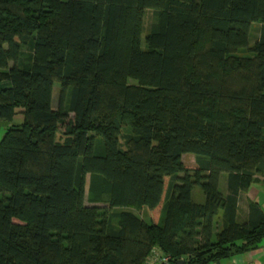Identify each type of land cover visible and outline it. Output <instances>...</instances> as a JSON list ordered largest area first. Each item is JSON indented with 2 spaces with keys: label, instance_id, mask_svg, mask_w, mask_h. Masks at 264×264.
<instances>
[{
  "label": "trees",
  "instance_id": "trees-1",
  "mask_svg": "<svg viewBox=\"0 0 264 264\" xmlns=\"http://www.w3.org/2000/svg\"><path fill=\"white\" fill-rule=\"evenodd\" d=\"M17 113L0 264H210L264 246V209L237 216L264 177V0H0V120Z\"/></svg>",
  "mask_w": 264,
  "mask_h": 264
},
{
  "label": "rangeland",
  "instance_id": "rangeland-1",
  "mask_svg": "<svg viewBox=\"0 0 264 264\" xmlns=\"http://www.w3.org/2000/svg\"><path fill=\"white\" fill-rule=\"evenodd\" d=\"M155 20H156V17H155L153 10L152 9H146L144 11V17H143L144 29H143V32L141 34V43L142 44H143L144 37L147 34L149 27L151 26L152 23L155 22ZM256 27H258L257 23H253L251 26V30L254 28L255 29L253 30V32L251 31V35L249 37V44H253L255 41L253 33H254V35L257 34ZM237 54L241 55V56H248L251 53L247 52L246 50L241 49L237 52ZM53 88H54L53 94H54V103H55L56 97L58 95V83L57 82L54 83ZM21 122H22V115L20 113L15 114V116L13 117V119L10 123L3 121V120H0V139L3 136L8 124L19 125ZM57 138H59L60 140L63 139L59 134L57 135ZM182 161H183L185 167H187L188 169H192L196 166L195 165V158H194L193 154L183 155ZM225 181H226V174L223 173L221 175L220 184H219V189L222 193H224L225 189H226ZM252 184H253L252 187H254V189L252 190V194H256L260 198V200H261L260 202L262 204H264V177L261 176L260 174L256 175L254 177V182ZM192 196H193L195 201L202 202L204 200L203 194H202V192L198 186L193 187ZM88 198H89L88 192H87V190H85V203L88 205H91V203L88 202ZM97 205L99 207H107V205L104 203H100ZM131 210L134 213H136L138 216H140L141 218L148 219L150 216V213L147 211L146 207H142L140 209H133L132 208ZM219 217H220V213L217 214L216 219H218ZM227 259H223L222 261L223 262L228 261Z\"/></svg>",
  "mask_w": 264,
  "mask_h": 264
},
{
  "label": "crops",
  "instance_id": "crops-1",
  "mask_svg": "<svg viewBox=\"0 0 264 264\" xmlns=\"http://www.w3.org/2000/svg\"><path fill=\"white\" fill-rule=\"evenodd\" d=\"M252 185L253 184H251L247 191H243V193H241L240 195L239 206L237 211V216L240 220H244L246 218L247 204L249 202L257 203L264 209V204L260 202V198L256 194H252V190L254 189ZM219 213L221 217L222 210H219ZM222 260L210 264H264V246H261L253 251L241 255L230 257L227 259L228 261L223 262Z\"/></svg>",
  "mask_w": 264,
  "mask_h": 264
},
{
  "label": "built area",
  "instance_id": "built-area-1",
  "mask_svg": "<svg viewBox=\"0 0 264 264\" xmlns=\"http://www.w3.org/2000/svg\"><path fill=\"white\" fill-rule=\"evenodd\" d=\"M160 260L162 261V262H168L169 260H170V258L168 257V256H161L160 257ZM183 264H186V263H183Z\"/></svg>",
  "mask_w": 264,
  "mask_h": 264
},
{
  "label": "water",
  "instance_id": "water-1",
  "mask_svg": "<svg viewBox=\"0 0 264 264\" xmlns=\"http://www.w3.org/2000/svg\"><path fill=\"white\" fill-rule=\"evenodd\" d=\"M178 264H183V261H179Z\"/></svg>",
  "mask_w": 264,
  "mask_h": 264
}]
</instances>
